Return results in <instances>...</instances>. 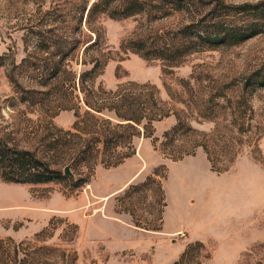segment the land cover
<instances>
[{"label":"rangeland","instance_id":"374dc122","mask_svg":"<svg viewBox=\"0 0 264 264\" xmlns=\"http://www.w3.org/2000/svg\"><path fill=\"white\" fill-rule=\"evenodd\" d=\"M94 1L0 0V130L7 138L30 142L38 120L44 119L40 109L16 103L19 90L40 89L33 75L46 57L37 49L39 28L57 23L63 37L83 36ZM178 22L100 15L93 23L100 44L87 55L102 52L107 58L93 90L115 91L130 82L157 88L164 107L194 131L177 142L183 155L170 159L161 150L163 133L175 124L170 116L153 123L151 137L134 138V153L116 166H106L101 154L91 168L73 173L66 165L73 177H88L79 189L0 179V253L17 249L22 259L44 248L32 257L33 264H173L193 245L199 264H264V90L251 98L253 128L245 135L230 130L225 108L215 105L224 104L222 99L202 107L219 87L264 66V33L235 47L203 48L170 68L121 50L135 37L151 43ZM82 52L81 44L66 62L77 77L92 67L81 64ZM74 114L59 111L50 119L57 128L72 130ZM199 141L207 144L208 153Z\"/></svg>","mask_w":264,"mask_h":264},{"label":"trees","instance_id":"16d2710c","mask_svg":"<svg viewBox=\"0 0 264 264\" xmlns=\"http://www.w3.org/2000/svg\"><path fill=\"white\" fill-rule=\"evenodd\" d=\"M100 15L110 19L144 15L148 22L179 18L176 26L154 36L151 43L143 37H135L121 45L123 52L131 51L147 61L159 60L167 68L177 66L186 56L203 48L235 47L264 33V1L227 4L223 0H96L87 10L83 36L63 37L57 23L47 29L42 26L37 32V49L46 54L45 64L33 69L40 89L19 90L16 103L40 109L39 114L44 119L38 120L30 142L23 145L7 138V134L0 130L2 181L20 185L66 183L71 189H79L87 183L88 177L65 176L63 169L66 165H70L73 173L80 167L91 168L101 154L106 166H116L134 153V138L151 137L153 123L170 116H174L175 124L163 133L161 150L166 151L170 159L181 157L177 142L194 131L177 112L164 107L155 86L130 82L115 91L93 90L97 71L102 70L107 62L102 52L95 57L87 55L100 44L99 32L93 26L95 18ZM81 19L82 16L79 24ZM81 44V64L88 63L92 67L77 77L66 62L74 57ZM179 84L186 83L181 81ZM260 90H264V66L238 82L219 87L202 103V107L205 110L207 104L222 99L224 104L215 105L225 108L230 130L245 135L253 128L251 98ZM80 95L84 107L82 114L78 105ZM169 96L172 98L171 94ZM64 110L75 112L72 130L57 128L50 119ZM202 113L200 111L204 116ZM195 143L208 153L206 143ZM193 248V245L188 246L173 264H199ZM43 250L35 248L32 256L22 259L18 258L17 249L6 256L1 252L0 264H33L32 257Z\"/></svg>","mask_w":264,"mask_h":264},{"label":"water","instance_id":"95a60500","mask_svg":"<svg viewBox=\"0 0 264 264\" xmlns=\"http://www.w3.org/2000/svg\"><path fill=\"white\" fill-rule=\"evenodd\" d=\"M64 175L67 176V177H70V178L73 177V175H72V173L70 171L69 166L65 167V169H64Z\"/></svg>","mask_w":264,"mask_h":264}]
</instances>
